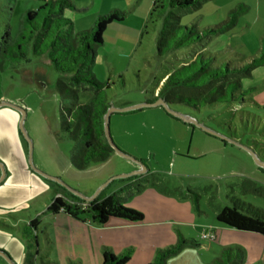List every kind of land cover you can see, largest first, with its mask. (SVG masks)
Listing matches in <instances>:
<instances>
[{"label":"rangeland","instance_id":"obj_1","mask_svg":"<svg viewBox=\"0 0 264 264\" xmlns=\"http://www.w3.org/2000/svg\"><path fill=\"white\" fill-rule=\"evenodd\" d=\"M154 1L88 0L87 9L73 3L75 10L63 12V17L72 22L73 33L91 30L98 16L111 11L124 15L121 22H113L106 28L91 67L94 78L108 87L105 96L110 108L149 103L159 93L166 76L195 54H200L213 69L222 71L225 65L230 69L240 68L259 57L264 37V0H207L199 7L179 12L180 25L193 26L198 33L223 27L227 21L232 24L189 49L162 55L156 45L161 21L155 13L150 17ZM41 4L42 0H0V47L7 31L10 44L18 40L26 12L35 11ZM58 78L59 74L50 64L32 54L31 47H26L25 61L9 62L0 58V99L25 112L22 116L14 108L19 113L17 128L27 147L26 162L34 169L40 157L50 169L55 170L57 166L60 176L46 174L52 183L74 195L92 197L111 179L102 194L128 178L146 175L157 191L177 198L189 197L195 214L209 224H216L214 215L219 209L234 204L243 208L251 206L264 216V168L252 156L264 164V65H252L240 76L241 90H253L243 99L244 103L241 99L205 106L199 111L168 105L184 119L170 115L162 106L110 115V138L145 169L139 175H131L139 170L137 163L118 155L83 171L72 167L69 154L73 144L60 137L59 98L55 92ZM10 118L0 108V139L5 142L9 141L6 134L10 130ZM124 175L131 176L120 177ZM10 185L18 186V182L12 178ZM50 195L49 203L54 199L53 189ZM9 210L6 206L0 208V211ZM11 222L4 223L9 228L0 225V264H8L13 257L23 264L29 247ZM41 228L36 261L53 258L50 252L55 247L51 245L48 250L45 246L41 231L47 234V226ZM236 238L241 239L236 246L246 251L243 264H264V246H258L260 252L254 254L245 246L255 241V237ZM216 254L215 258L219 253ZM255 255L258 258H250ZM47 262L52 260L45 259L44 263Z\"/></svg>","mask_w":264,"mask_h":264},{"label":"trees","instance_id":"obj_2","mask_svg":"<svg viewBox=\"0 0 264 264\" xmlns=\"http://www.w3.org/2000/svg\"><path fill=\"white\" fill-rule=\"evenodd\" d=\"M205 1L207 0L153 2L150 17L155 13L161 21L156 42L159 54L189 49L229 28L232 21H227L223 27L206 29L201 33L193 26L180 25L179 12L199 7ZM64 10H75L70 0H42V4L35 11H27L18 40L10 44L9 31L5 33L0 47V58L9 62L25 61L26 47H31L35 57H47L53 70L59 74L55 92L59 98L60 137L72 142L70 164L75 170L83 171L92 164L107 161L114 153L104 133V117L111 107L105 96L108 87L94 78L91 67L95 50L103 43L106 28L113 22H121L124 15L111 11L98 16L91 30L73 33L72 22L63 17ZM208 63L200 54H195L181 63L166 76L159 93L149 103L162 99L167 105L183 106L194 111H199L205 106L228 104L241 99L244 103L243 99L253 90L242 91L239 78L250 70L252 65H264V37L259 57L252 59L244 67L230 69L225 65L222 71L219 68L213 69ZM144 183L157 190L147 176ZM133 187L137 193L144 186L135 183ZM56 192L58 196L47 208L52 215L63 213L75 220L98 226L105 225L110 219H122L130 223H138L143 219L141 212L123 204L131 194L123 198L120 197L122 192L107 197L99 194L93 201L85 202L64 187L57 185ZM214 220L216 224L228 229L264 237V216L251 206H225L216 212ZM37 230L36 220H31L22 227V239L29 247L25 264H36L35 257L39 251ZM199 245V242L178 235L176 243L158 249L149 264H166L169 258L177 255L182 249L197 248ZM131 254L130 249L117 256L104 250L101 264H127ZM244 258L242 247H222L218 257L209 264H243Z\"/></svg>","mask_w":264,"mask_h":264},{"label":"crops","instance_id":"obj_3","mask_svg":"<svg viewBox=\"0 0 264 264\" xmlns=\"http://www.w3.org/2000/svg\"><path fill=\"white\" fill-rule=\"evenodd\" d=\"M76 1L73 0L76 7L80 9L88 8V0ZM258 1L261 2V0ZM39 58L42 59L43 63L49 64L45 55ZM0 103H5V101L0 99ZM2 107H8L10 110ZM0 108L11 117L8 124L10 130L6 134L9 141L5 142L0 139V142H3L0 146V164L4 173V178L0 181V185L3 183V186L0 187V208L6 206L10 209L7 212L0 211V225L9 228L4 223L12 220L14 228L21 232L22 228H19V224L23 227L29 221L36 220L38 222L36 236L39 251V231L43 230L42 225L47 226L45 229L47 234L41 231L45 246L48 250H50L51 245L55 246L54 250L50 252L53 258H45L47 261L52 260L51 263L47 262V264H101L104 250H108L117 256L128 249L132 251V254L127 264H149L155 252L158 249L175 244L178 235H181L184 239L199 242L200 245L197 248L182 249L177 255L169 258L166 264H209L217 256L216 252L219 253L220 248L236 246L241 240L236 238L237 236L256 238L255 241L253 240L245 245L253 251L251 254L260 252L258 246H264V237L260 235L238 232L218 224H209L203 221L199 215L195 214L194 206L189 197L177 198L165 195L163 191H157L144 183L146 175L131 178L120 186L102 194L105 186L99 193L102 197H107L113 193L122 192L120 194L121 198L131 194L123 204L127 208L141 212L143 215L141 222L130 223L122 219H110L105 225L98 226L75 220L63 213L50 214L47 211L48 206L51 204L49 203L50 193L53 189L54 198L58 196L56 192L57 185L40 173L60 176L58 173L59 168L55 166V170L50 169V165H47L40 157L37 158L34 164L35 170L28 166L25 157L27 147L24 145L17 128L19 113L9 106H1ZM115 155L113 153L110 157H116ZM1 174L2 172H0V177ZM12 178L18 182V186L10 185ZM135 183L144 186L137 193L135 187H133ZM98 186L99 184L93 189L94 192ZM42 198H46V201L39 204ZM20 214H24L26 217L21 219ZM205 229H210L214 234L215 238L213 240L201 239L202 231ZM24 243L28 246L26 241ZM214 248L216 251L213 250ZM243 250L246 256V251L244 248ZM257 256L250 258H258ZM25 258L23 264H25ZM39 259L40 261H36V264L44 263L45 259ZM10 262L11 264H21L14 257Z\"/></svg>","mask_w":264,"mask_h":264},{"label":"water","instance_id":"obj_4","mask_svg":"<svg viewBox=\"0 0 264 264\" xmlns=\"http://www.w3.org/2000/svg\"><path fill=\"white\" fill-rule=\"evenodd\" d=\"M1 106H9V107H12V108H15L7 103H0V107ZM154 106H162L170 115L172 116H175V117H180L181 119H184V116L182 115H179L177 113H174L172 112L169 108H168V105L162 100V99H158L156 100L155 102H152V103H144V104H141V105H138V106H134V107H128V108H123V109H115V108H109L108 111L106 112L105 114V117H104V133H105V137H106V140L109 144V146L112 148L113 152L118 155L119 157H122L124 159H127L129 161H133L135 163H137L139 166H140V169L131 174V175H139L141 173H144L145 172V169H143V167L141 166V164L137 161H135L132 157H130L129 155L125 154L124 152H122L118 147H116L111 138H110V134H109V127H108V123H109V117L112 113H126V112H130V111H135V110H140L142 108H145V107H154ZM17 109L18 111H20L22 113V116L25 115V112L22 110V109H18V108H15ZM22 122H23V118L21 119V122H20V129L21 128V125H22ZM209 132V131H207ZM210 134H212L211 132H209ZM253 158L255 159L256 163L258 164V166H260L261 168H264V164L258 162V160L256 159L255 155L252 154ZM142 167V168H141ZM0 168L2 170V166L0 164ZM40 173V172H39ZM42 176L44 177H47L46 175L40 173ZM131 175H124V176H120L121 178H125V177H129ZM4 178V173L2 171V174H1V177H0V181ZM113 180V179H111ZM109 180L106 184H104L101 188H99V190H97L95 192V194L92 196V197H84L82 195H79L77 194V196H79L80 198H82L85 202H90V201H93L97 196L98 194L100 193V191L111 181ZM8 264H11V262L8 260Z\"/></svg>","mask_w":264,"mask_h":264},{"label":"built area","instance_id":"obj_5","mask_svg":"<svg viewBox=\"0 0 264 264\" xmlns=\"http://www.w3.org/2000/svg\"><path fill=\"white\" fill-rule=\"evenodd\" d=\"M86 205H83V207H85ZM215 238L214 234L211 232L210 229H205L202 231L201 234V239L202 240H207V241H211Z\"/></svg>","mask_w":264,"mask_h":264}]
</instances>
